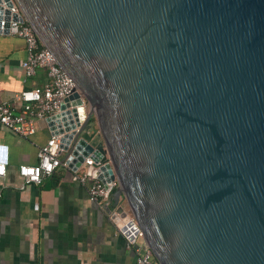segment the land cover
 I'll return each mask as SVG.
<instances>
[{"label": "water", "instance_id": "obj_1", "mask_svg": "<svg viewBox=\"0 0 264 264\" xmlns=\"http://www.w3.org/2000/svg\"><path fill=\"white\" fill-rule=\"evenodd\" d=\"M13 2L76 86L63 162L118 182L156 264H264V0Z\"/></svg>", "mask_w": 264, "mask_h": 264}, {"label": "crops", "instance_id": "obj_2", "mask_svg": "<svg viewBox=\"0 0 264 264\" xmlns=\"http://www.w3.org/2000/svg\"><path fill=\"white\" fill-rule=\"evenodd\" d=\"M25 56L20 38L0 34V103H13L21 91L46 82L43 70L25 76ZM36 127L24 138L0 125V160L6 165L0 178V264H135L134 251L109 218L113 200L107 207L91 202L87 185L77 183L70 169L21 188L18 167L35 165L39 147L51 136L46 121ZM117 206L127 210L123 199Z\"/></svg>", "mask_w": 264, "mask_h": 264}, {"label": "built area", "instance_id": "obj_3", "mask_svg": "<svg viewBox=\"0 0 264 264\" xmlns=\"http://www.w3.org/2000/svg\"><path fill=\"white\" fill-rule=\"evenodd\" d=\"M11 1L12 6L6 7L5 4L2 6L8 10L7 34L20 38L24 43L26 56L21 62V68L27 78L35 76L39 70H43L46 76V82L42 86L25 89L14 97L13 101L20 104L18 109L14 102L0 103V125L26 138L35 133L38 121H46L48 125L49 117L65 110H69L73 116L72 110L74 108L77 110L79 106L61 108L65 104V99L77 91L75 83L58 65L52 53L41 44L32 27L26 21L14 20V16L19 17L21 11L13 0ZM5 24L6 20L1 19L0 34H4ZM81 99L86 110V101L82 95ZM78 128L77 126L76 129ZM92 133L95 139L101 140L97 129ZM62 136L63 134L52 135L51 132V136L37 151V163L18 167L17 173L22 180L21 188L40 184L43 177L52 175L59 168L68 169L62 160L64 155L60 143ZM93 162L92 158H85L77 169L72 171L73 179L81 185H87L91 202L107 207L112 203V194L118 187V182L116 180L101 182L97 178L99 163ZM5 174L6 165L0 160V178H4ZM117 205L109 212V218L119 235L124 238L127 247L134 251L135 264H155L152 251L144 242L141 229L133 215L128 208L125 211L119 210Z\"/></svg>", "mask_w": 264, "mask_h": 264}, {"label": "trees", "instance_id": "obj_4", "mask_svg": "<svg viewBox=\"0 0 264 264\" xmlns=\"http://www.w3.org/2000/svg\"><path fill=\"white\" fill-rule=\"evenodd\" d=\"M154 262H155V260H154ZM155 264H156V262H155Z\"/></svg>", "mask_w": 264, "mask_h": 264}]
</instances>
